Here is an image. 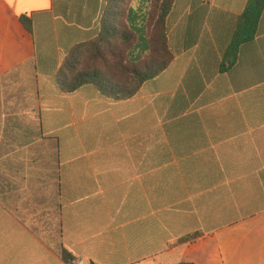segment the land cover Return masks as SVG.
I'll return each mask as SVG.
<instances>
[{
    "label": "crops",
    "instance_id": "obj_1",
    "mask_svg": "<svg viewBox=\"0 0 264 264\" xmlns=\"http://www.w3.org/2000/svg\"><path fill=\"white\" fill-rule=\"evenodd\" d=\"M248 1L175 0L174 61L114 101L57 84L107 0H0V264H264V12L222 69Z\"/></svg>",
    "mask_w": 264,
    "mask_h": 264
},
{
    "label": "trees",
    "instance_id": "obj_2",
    "mask_svg": "<svg viewBox=\"0 0 264 264\" xmlns=\"http://www.w3.org/2000/svg\"><path fill=\"white\" fill-rule=\"evenodd\" d=\"M134 1L107 0L99 36L73 48L65 58L57 77L63 92L73 94L90 86L104 98L129 100L174 61L169 44V17L175 0H149L146 12L136 8ZM263 12L264 0L248 1L238 18L223 70L236 64L239 46L254 40ZM21 22L32 31L30 19L22 17ZM61 256L67 264L75 261L65 250Z\"/></svg>",
    "mask_w": 264,
    "mask_h": 264
},
{
    "label": "rangeland",
    "instance_id": "obj_3",
    "mask_svg": "<svg viewBox=\"0 0 264 264\" xmlns=\"http://www.w3.org/2000/svg\"><path fill=\"white\" fill-rule=\"evenodd\" d=\"M148 4H149V0H147V1L144 0L143 2L141 0L134 1V6L136 8H139V7L143 8L142 10H144V12H146V10L148 9V6H149ZM200 43H201V39L199 40L198 44H200ZM197 51H198V49H197Z\"/></svg>",
    "mask_w": 264,
    "mask_h": 264
},
{
    "label": "built area",
    "instance_id": "obj_4",
    "mask_svg": "<svg viewBox=\"0 0 264 264\" xmlns=\"http://www.w3.org/2000/svg\"><path fill=\"white\" fill-rule=\"evenodd\" d=\"M73 264H87V263L84 259H78V260L74 261Z\"/></svg>",
    "mask_w": 264,
    "mask_h": 264
}]
</instances>
